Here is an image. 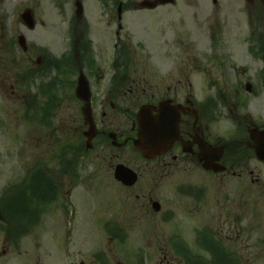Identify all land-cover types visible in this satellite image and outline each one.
<instances>
[{
    "label": "rangeland",
    "instance_id": "1",
    "mask_svg": "<svg viewBox=\"0 0 264 264\" xmlns=\"http://www.w3.org/2000/svg\"><path fill=\"white\" fill-rule=\"evenodd\" d=\"M120 1L126 8L121 13L118 43L116 8ZM140 1L81 0L83 17L74 21V0H0V205L6 188L22 181L33 166L42 165L59 183L56 201L48 206L35 205L38 210L32 215L12 217L14 223L9 208L0 206V264H74L80 260L90 264L88 258L101 248L111 257L125 252V248L150 253L147 264H156V245L153 242L149 248V237L174 233L175 223L160 224L152 217L143 220L146 229L142 231L141 218L130 220L122 208L139 203L134 198L126 201L125 196L143 188L153 199L163 201V208H171L182 206L168 194L174 185L197 182L214 186L218 181L234 183L244 178L204 175L194 162L171 168V173L162 177L155 172L156 162L144 161L130 146H106L99 137L93 140L92 149L80 152V132L85 127L80 103L69 84L76 78V68L68 63L60 69L43 68L48 54L69 61L77 35L91 44L92 51L85 60L87 65L89 59L94 64H85L83 71L91 88L97 86L95 91L112 76L114 44L117 48L123 44L125 50L119 57L123 61L130 57V61L123 69L126 77L122 81L151 74L167 78L169 84L181 80L187 97L197 103L208 102L209 108L216 102L209 131L218 139L226 142L246 136L244 122L264 124L263 60L250 52V48H256L250 35L253 29L264 35V4L258 0L253 4L247 0H174V4L148 10L136 8ZM25 9L34 18L32 28L20 18ZM18 36L24 38L25 51L16 41ZM130 50H134L133 56ZM32 69V81L22 85L19 75ZM245 83L251 84L250 91ZM36 92L39 98L34 103ZM96 97L99 99V93ZM134 98L122 99L119 103L125 110L114 116L108 114L105 127L129 130V115L145 103L142 98ZM95 105L100 108L98 100ZM97 115L99 118V111ZM72 155L76 177L73 170L60 171L64 160ZM117 163L139 172L138 182L131 187L133 192L114 180ZM248 163L251 168L258 167L254 159ZM257 205L264 208V202ZM250 208H256V202H250ZM118 212L123 213L118 214V224L125 225L130 235L123 244L125 248L110 245L100 225ZM37 214L40 220L34 223L31 219ZM20 225L28 232L15 247L10 236L14 232L22 234Z\"/></svg>",
    "mask_w": 264,
    "mask_h": 264
},
{
    "label": "flooded vegetation",
    "instance_id": "2",
    "mask_svg": "<svg viewBox=\"0 0 264 264\" xmlns=\"http://www.w3.org/2000/svg\"><path fill=\"white\" fill-rule=\"evenodd\" d=\"M247 1L253 4L257 0ZM254 36L258 52L256 55L261 57L264 67V39L261 38V33H255ZM123 46L122 44L119 47L121 53L116 52L111 61L110 70L113 72L112 76L107 79L108 83L103 84L97 91H95L97 86H93V88L90 86L92 114L99 130L95 138L101 135L99 137L106 141V146L114 147L106 134L108 131H112L118 142L121 143L127 139L125 145L115 146L116 148L130 146L134 150L132 147V138L135 137V116L133 117V113H131V126L129 130L125 131H120L116 127L113 130L105 127V118L108 114L114 116V113L123 112L124 108L119 102L126 96L142 98L145 103L153 105L152 115L157 114L159 103L165 101L171 106H179L177 109L179 137L173 141L168 151L161 153L156 158L148 160L142 157L146 162H156L154 167L156 173L164 177L171 173V168L179 169L187 162L191 164L194 162L197 169L204 175L230 174L235 177L244 176V178H238V181L234 183L218 181L214 186L210 183L197 182L174 185L168 194L182 206L171 205V208H163V201L159 202L153 199L151 192L146 193L143 188L134 193L131 187H126L128 192H133V194L127 192L126 201L134 198L135 202L139 204L125 205L122 207L124 211L122 212L126 216H130V220H136L135 216L140 217L142 231L146 229L143 220L148 221L152 217L157 218V222L160 224L175 223L174 233L149 237L147 242L149 248L153 242L156 245L155 252L158 256L156 264H264V208L259 209L257 205V202H264V163L257 159L253 149L246 143L248 141V126L246 127L247 135L237 136L234 139L235 145L228 146L227 142L213 136L209 131V122L213 120V111L207 107L208 103H204V101L197 103L193 98L187 97L180 84L181 80L169 84L166 82L167 78L151 74L150 77L147 76L139 80L126 78L125 81H122L126 77L123 69L130 61V57L128 61H123L119 57L125 50ZM130 55H134V50H130ZM261 73L264 76V68ZM189 85L192 89L191 82ZM75 86L76 84L72 87V93ZM95 92L99 93V99ZM73 96L75 97L74 93ZM97 100L100 102V108L95 105ZM77 102L81 103L78 100ZM80 109L81 105L79 108L81 116ZM98 111L100 112L99 118H97ZM82 124L85 128L81 130L80 134L83 138L84 147L82 148L86 152L88 150L85 149L86 138L83 136V131L87 127L84 122ZM251 124L253 125V123ZM258 127L264 128V126ZM205 143L212 145L213 148L224 145L222 156L218 161L219 164L225 166L222 172L214 173L204 170L201 166L199 157ZM91 145L93 147V141ZM250 159H254L258 163L256 169L249 166ZM133 170L139 178V172ZM44 194L50 197L49 187H46ZM253 201L256 202V208H250V202ZM48 204L49 202H44L43 205L48 206ZM122 212L111 214L102 221L104 222L103 236L110 245L115 243L118 247L125 248L126 243L124 244V242L129 240L130 235L125 225L118 224V214H123ZM131 247L133 246H129V249ZM100 253L101 255L98 256ZM119 253L118 256L111 257L107 255L108 251L101 248L88 259L91 261L90 264H147L148 255L150 256V253L129 252L126 248L125 252L120 251ZM122 253H127V255L121 257ZM142 257L145 259L144 263ZM74 264L86 263L84 260H80Z\"/></svg>",
    "mask_w": 264,
    "mask_h": 264
},
{
    "label": "water",
    "instance_id": "3",
    "mask_svg": "<svg viewBox=\"0 0 264 264\" xmlns=\"http://www.w3.org/2000/svg\"><path fill=\"white\" fill-rule=\"evenodd\" d=\"M264 3V0H261ZM166 3H174L173 0H142L138 7L153 9L158 5H164ZM76 11L75 14L78 17L82 15V5H80L79 0H76ZM120 10L121 4L117 9V14H119L118 19H120ZM21 19L27 24L29 28H32L34 20L31 16L29 10H25L21 14ZM122 25L118 26L116 35H118ZM18 41L20 46L25 49L24 38L19 36ZM79 76L77 78V87L75 89V94L79 100L82 102L81 112L84 116V122L88 124L87 131L84 132L86 138L89 141L93 139V136L96 134V128L94 126L93 118L91 115V105L90 97L91 93L89 92V82L87 81L83 71H81L80 64L78 66ZM249 88V87H248ZM179 106H171L165 101L159 103L158 113L152 115L151 109L152 105L146 103L141 105L135 116L136 127V137L132 139V145L135 149L139 150L142 157L147 159L154 158L156 155H159L161 152L166 151L170 148L172 142L179 137L178 125H179V113L177 109ZM249 139L250 146L253 148V151L256 154V157L259 160L264 162V129H257L256 127L249 128ZM108 136L112 140L113 145L122 146L126 143L127 139L118 143L114 133H108ZM202 154L199 157L201 166L204 169L216 171L224 170L223 165H219L218 161L222 156L223 146H215L206 144L203 145ZM114 178L121 181L126 186L133 185L137 180L136 173L125 167L123 164H116L114 168Z\"/></svg>",
    "mask_w": 264,
    "mask_h": 264
},
{
    "label": "trees",
    "instance_id": "4",
    "mask_svg": "<svg viewBox=\"0 0 264 264\" xmlns=\"http://www.w3.org/2000/svg\"><path fill=\"white\" fill-rule=\"evenodd\" d=\"M78 49H80L81 51V59H82L83 53H90L92 50L89 40L88 41L85 39L81 40L79 42ZM68 59L70 62L64 61L63 58H56V59L52 58L48 54L46 55L45 64L43 68L46 67V69H48L53 67L55 69H60L61 66L64 67L66 66L67 63L68 65L72 64L73 67H75V61H73L72 54L68 57ZM72 158L73 157L64 160L65 162L63 164L64 166L63 170L65 172H68L69 169L75 166L74 163H76V161L73 160ZM26 183L28 185L26 188L19 190L17 192L9 193L1 203V205L4 204V207L9 208L8 215H10L11 218L14 217L16 219L15 216H19V215L26 216L35 211L36 209L35 201L37 202L48 201L54 199L56 196L55 193L57 189V184L55 183V179L53 175L51 173L50 174L48 173L46 175L40 168L32 172L30 179L26 181L25 184ZM45 183L49 184L50 197H47L44 194V190L46 188ZM26 189H29V195H27ZM12 220H13L12 223L16 222V220L14 221L13 218ZM12 223L9 222V225H7L8 232H10L9 226Z\"/></svg>",
    "mask_w": 264,
    "mask_h": 264
}]
</instances>
